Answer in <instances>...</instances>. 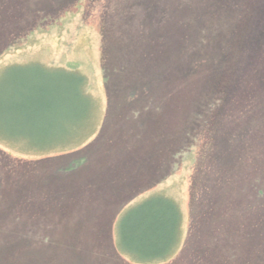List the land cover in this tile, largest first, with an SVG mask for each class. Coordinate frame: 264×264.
<instances>
[{"label":"rangeland","instance_id":"rangeland-1","mask_svg":"<svg viewBox=\"0 0 264 264\" xmlns=\"http://www.w3.org/2000/svg\"><path fill=\"white\" fill-rule=\"evenodd\" d=\"M8 71L18 96L85 97L35 96L46 153L0 138L39 159L0 155V264H128L117 219L154 196L182 215L165 264H264V0H0Z\"/></svg>","mask_w":264,"mask_h":264},{"label":"trees","instance_id":"trees-1","mask_svg":"<svg viewBox=\"0 0 264 264\" xmlns=\"http://www.w3.org/2000/svg\"><path fill=\"white\" fill-rule=\"evenodd\" d=\"M10 71H16L15 68H10ZM10 71L7 75L5 85L0 88V108L4 107L5 111L0 109V132L2 128L8 129V134L4 135L7 138L8 143H11V136L24 135L36 142H44L40 140L41 137L49 135L50 130L53 127L52 120H42L39 125L32 124L36 119L34 118V112H38V108L47 106L49 109L51 106L50 100L36 99L35 96L42 95L51 91L53 94L57 91L67 92L72 94V97L84 96V91L79 92L76 80L69 78H55L54 88H50L48 83L45 84L39 91L32 93L23 92L21 96L14 94L16 85L13 86V81L16 76L12 78ZM74 78V77H73ZM79 79V78H78ZM107 85L108 79H105ZM81 84L84 85V79L80 78ZM72 85H74L71 88ZM57 91H56V90ZM75 89V90H74ZM61 95V94H60ZM85 97V96H84ZM81 102V101H80ZM71 104H73L71 102ZM84 105V114L88 113L89 106L86 101ZM82 106V105H81ZM45 108V107H44ZM59 119V117L57 118ZM21 126L22 130H18ZM31 129L37 133L34 136ZM45 138V137H44ZM78 152L65 155L66 157ZM0 155L6 157L8 160L18 159L13 158L6 152H0ZM61 157L53 158V161H59ZM20 161V160H18ZM83 162V159L77 160ZM70 167L71 169H69ZM78 164L76 160L68 162L67 170H76ZM93 178V177H92ZM182 215L179 206L167 197L154 196L144 202L130 206L118 217L115 226V252L122 261L128 264H165L170 262L179 253V245L182 236Z\"/></svg>","mask_w":264,"mask_h":264},{"label":"crops","instance_id":"crops-1","mask_svg":"<svg viewBox=\"0 0 264 264\" xmlns=\"http://www.w3.org/2000/svg\"><path fill=\"white\" fill-rule=\"evenodd\" d=\"M69 66V65H68ZM58 68V67H57ZM59 69H63V67L62 68H60L59 67ZM76 72H78L77 70H76ZM81 78H83L84 79V76H83V74L80 76ZM82 91H84L83 90V87H82ZM83 122V121H82ZM62 136V132H60V134L58 135V133H57V136H56V138H57V140L60 138ZM21 138V139H24V140H26V142L25 143H23V144H25V146L24 145H22V143H19V142H17V138ZM0 138H5V136H4V134H3V132H0ZM7 145H11L12 147H14L16 150V152H22L23 150H30V153L29 154H32V156L33 155H36L37 153H46L47 151H46V149H45V146H46V144H43L42 146H41V144H39L38 142H36V141H34L33 139H31V138H29V137H27V136H24V135H15V136H11V143H6ZM34 146V148H36V150H39V151H41V152H38V151H36V150H33L34 151V153L31 151L32 149V147ZM43 150H45V151H43ZM78 151H80V150H76V151H70V152H64V153H60V154H57V155H54L53 157L54 158H56V157H61V156H65V155H68V154H72V153H75V152H78ZM0 152L2 153V152H6V151H4L3 149H1L0 148ZM7 153V152H6ZM9 154V153H8ZM11 155V154H10ZM12 156V155H11ZM13 157V156H12ZM13 158H16V157H13ZM44 158H46V157H44ZM16 159H18V160H31L30 162H32V160H39V159H36V158H33V159H24V158H16ZM40 159H43V158H40Z\"/></svg>","mask_w":264,"mask_h":264}]
</instances>
